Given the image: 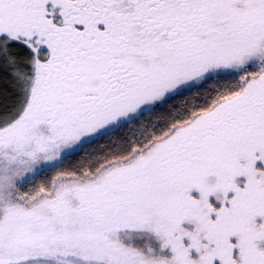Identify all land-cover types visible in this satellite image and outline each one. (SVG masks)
Returning <instances> with one entry per match:
<instances>
[{"label":"snow or ice","instance_id":"6c2138e0","mask_svg":"<svg viewBox=\"0 0 264 264\" xmlns=\"http://www.w3.org/2000/svg\"><path fill=\"white\" fill-rule=\"evenodd\" d=\"M0 264H264V0H0Z\"/></svg>","mask_w":264,"mask_h":264},{"label":"trees","instance_id":"16d2710c","mask_svg":"<svg viewBox=\"0 0 264 264\" xmlns=\"http://www.w3.org/2000/svg\"><path fill=\"white\" fill-rule=\"evenodd\" d=\"M67 162H68V161H65L64 163L66 164ZM54 171H55V169H52V168L47 169V170H45V172H43V173L41 174V176L51 175V174L54 173Z\"/></svg>","mask_w":264,"mask_h":264},{"label":"rangeland","instance_id":"374dc122","mask_svg":"<svg viewBox=\"0 0 264 264\" xmlns=\"http://www.w3.org/2000/svg\"><path fill=\"white\" fill-rule=\"evenodd\" d=\"M47 169H50V168H46L45 170H47ZM45 172V171H44Z\"/></svg>","mask_w":264,"mask_h":264}]
</instances>
